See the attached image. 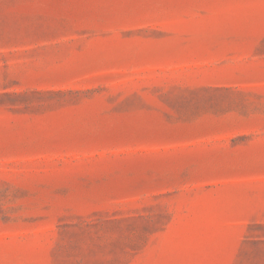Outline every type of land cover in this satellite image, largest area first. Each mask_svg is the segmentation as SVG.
Segmentation results:
<instances>
[{
    "label": "rangeland",
    "instance_id": "rangeland-1",
    "mask_svg": "<svg viewBox=\"0 0 264 264\" xmlns=\"http://www.w3.org/2000/svg\"><path fill=\"white\" fill-rule=\"evenodd\" d=\"M0 264H264V0H0Z\"/></svg>",
    "mask_w": 264,
    "mask_h": 264
}]
</instances>
